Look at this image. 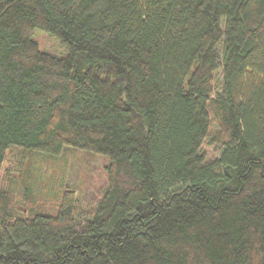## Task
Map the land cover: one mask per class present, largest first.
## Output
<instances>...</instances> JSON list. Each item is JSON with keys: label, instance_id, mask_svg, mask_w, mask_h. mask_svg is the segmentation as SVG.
<instances>
[{"label": "trees", "instance_id": "obj_1", "mask_svg": "<svg viewBox=\"0 0 264 264\" xmlns=\"http://www.w3.org/2000/svg\"><path fill=\"white\" fill-rule=\"evenodd\" d=\"M0 264H264V0H0Z\"/></svg>", "mask_w": 264, "mask_h": 264}, {"label": "rangeland", "instance_id": "obj_2", "mask_svg": "<svg viewBox=\"0 0 264 264\" xmlns=\"http://www.w3.org/2000/svg\"><path fill=\"white\" fill-rule=\"evenodd\" d=\"M31 39L37 44L40 52L47 53L58 58L64 57L66 54L65 49L62 48L55 39L39 29L33 30ZM29 161V169L31 168L30 172L32 173L34 180L38 176H41L47 167L53 168L54 166L59 165V163H63L65 166V175H67L68 178L78 177L80 180H83L82 182L90 180L87 181L86 184H82L84 186L83 188L80 187V191L84 188L87 189H85V194L87 195L102 183L104 178L102 169L105 165V161L107 160L105 157L94 155L88 151L69 148L65 149L58 157L37 154L30 158ZM45 173H48V170L45 171ZM41 178L45 179V175ZM50 189L51 186L43 187V191H45L47 196H49L48 192Z\"/></svg>", "mask_w": 264, "mask_h": 264}]
</instances>
